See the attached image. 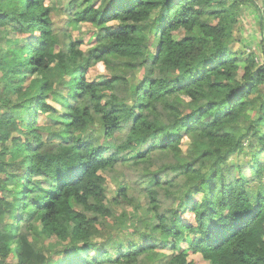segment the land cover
I'll use <instances>...</instances> for the list:
<instances>
[{"label":"trees","instance_id":"1","mask_svg":"<svg viewBox=\"0 0 264 264\" xmlns=\"http://www.w3.org/2000/svg\"><path fill=\"white\" fill-rule=\"evenodd\" d=\"M97 1L67 6L99 28L84 51L54 0H0V264H264V0ZM56 73L64 125L36 131Z\"/></svg>","mask_w":264,"mask_h":264},{"label":"rangeland","instance_id":"2","mask_svg":"<svg viewBox=\"0 0 264 264\" xmlns=\"http://www.w3.org/2000/svg\"><path fill=\"white\" fill-rule=\"evenodd\" d=\"M99 2L100 0H98L96 4H99ZM51 4L52 2L50 3V5ZM53 4L56 5V9H55L56 12L53 15V19L55 20V23L58 26L57 28L61 34L60 37L62 41H65V35H63V33L66 32L70 34V36L73 38V40L76 43L79 42L82 44V49L84 51L97 46V37L100 32L99 28L98 29L94 28L90 24L75 26L71 23H67L65 25V23L68 20H71L68 18V14H67L68 11H66L68 10L67 6L69 4V0H54ZM119 25L120 24H117V23L109 24L107 25L106 30L107 31L114 30V28H116V26H119ZM259 27L260 26H258V24L254 20V15L252 11L248 9L245 10V13H243L238 25L235 28V31H236V40H241V43H240L241 45L239 49L240 48L242 49L243 46L248 47L246 48V51H245L246 55H249L253 50H255L254 48H258V50H261L259 43L262 40V36H261ZM5 31L7 34L5 32L0 31V38H6L5 39L6 41L9 40L10 38H18L15 34L14 35L10 34L9 28H6ZM6 47H7L6 42L0 43V54L6 51ZM102 76L108 79L110 78V74L106 72L105 70L101 71L99 68L93 67L92 69L88 70L86 78H87V81H93V80H97L99 77H102ZM1 77H2V73H0V78ZM55 77L56 79L54 80V83H55L54 88L52 92L49 93L51 95L45 101V103L46 104L48 103L51 108L55 109V111L54 112L52 111L43 112L42 110H37L34 112V115L37 116V122L35 124V129H34L36 131H38L40 127L49 126L51 128V132L56 134L57 132L62 130V127L64 125V122L61 119L64 114V112L61 110V107L63 104L62 102H59L58 98L54 95V92L59 91L60 94L65 95V94H68L69 87L66 85L67 77L65 75L62 76L56 73ZM64 79H65V83H64ZM3 88H4V84L2 81H0V92L3 90ZM10 99L12 101H16L17 97L16 95H12ZM41 134L44 138V141H47L49 139L48 134H44V133H41ZM54 142L59 143L60 141L59 139L57 140L55 139ZM234 161L236 162V159H234L232 163ZM122 177L121 175L117 177L107 176V183L105 184V187L108 190L109 197L114 196V193L118 189L119 185L121 184L122 181H124ZM0 178H3V176L0 175ZM38 180L39 179L36 178L35 181H38ZM4 195L8 196L6 193ZM194 201H195V198H189V200L185 202L183 208H186L188 203H192ZM117 211L119 215L122 214V212H124V210L121 208H117ZM126 212H131V209L128 208ZM30 222H31V219H29L26 224L28 225ZM4 224L12 228V226H14L15 224V221L12 220L10 217H6L4 219ZM127 240L129 239L127 238ZM134 240H135V237H134ZM53 242H55L54 239H53ZM189 260L193 261L195 264H209L200 255L190 254Z\"/></svg>","mask_w":264,"mask_h":264},{"label":"built area","instance_id":"3","mask_svg":"<svg viewBox=\"0 0 264 264\" xmlns=\"http://www.w3.org/2000/svg\"><path fill=\"white\" fill-rule=\"evenodd\" d=\"M249 1H251L253 3H258L259 2V0H249Z\"/></svg>","mask_w":264,"mask_h":264},{"label":"crops","instance_id":"4","mask_svg":"<svg viewBox=\"0 0 264 264\" xmlns=\"http://www.w3.org/2000/svg\"><path fill=\"white\" fill-rule=\"evenodd\" d=\"M259 26V25H258Z\"/></svg>","mask_w":264,"mask_h":264}]
</instances>
